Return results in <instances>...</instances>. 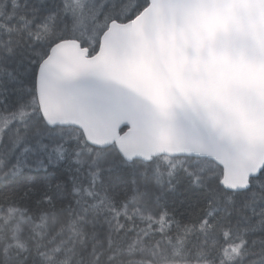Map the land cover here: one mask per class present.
I'll return each instance as SVG.
<instances>
[{
  "label": "snow or ice",
  "instance_id": "6c2138e0",
  "mask_svg": "<svg viewBox=\"0 0 264 264\" xmlns=\"http://www.w3.org/2000/svg\"><path fill=\"white\" fill-rule=\"evenodd\" d=\"M0 264H264V0H0Z\"/></svg>",
  "mask_w": 264,
  "mask_h": 264
}]
</instances>
